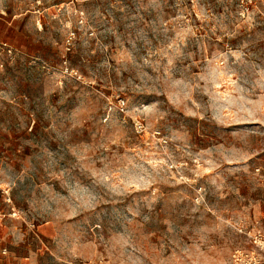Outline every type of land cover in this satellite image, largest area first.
I'll use <instances>...</instances> for the list:
<instances>
[{
    "label": "rangeland",
    "instance_id": "1",
    "mask_svg": "<svg viewBox=\"0 0 264 264\" xmlns=\"http://www.w3.org/2000/svg\"><path fill=\"white\" fill-rule=\"evenodd\" d=\"M1 247L30 264H230L264 232V0H0Z\"/></svg>",
    "mask_w": 264,
    "mask_h": 264
},
{
    "label": "built area",
    "instance_id": "2",
    "mask_svg": "<svg viewBox=\"0 0 264 264\" xmlns=\"http://www.w3.org/2000/svg\"><path fill=\"white\" fill-rule=\"evenodd\" d=\"M4 51L11 53V47L4 42H0V54ZM3 216V214H0V225L3 223ZM249 236L254 248L251 250H233L230 254V264H264V232L255 230L253 233H249ZM6 250L5 246L1 248L2 253H5Z\"/></svg>",
    "mask_w": 264,
    "mask_h": 264
},
{
    "label": "crops",
    "instance_id": "3",
    "mask_svg": "<svg viewBox=\"0 0 264 264\" xmlns=\"http://www.w3.org/2000/svg\"><path fill=\"white\" fill-rule=\"evenodd\" d=\"M1 227L2 224L0 225V235L2 237ZM29 260L30 258L25 253L15 251H9L8 253L0 252V264H30Z\"/></svg>",
    "mask_w": 264,
    "mask_h": 264
}]
</instances>
